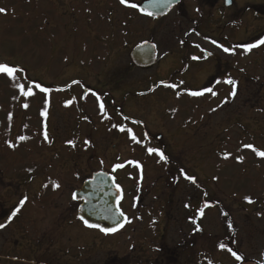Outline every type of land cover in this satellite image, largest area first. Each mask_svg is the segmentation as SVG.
<instances>
[{"label":"rangeland","instance_id":"rangeland-1","mask_svg":"<svg viewBox=\"0 0 264 264\" xmlns=\"http://www.w3.org/2000/svg\"><path fill=\"white\" fill-rule=\"evenodd\" d=\"M0 9V63L20 70L15 80L0 73V169L12 180L7 187L16 188L19 172L21 194L44 195L42 179L52 176L59 188L49 186L33 208L58 215L67 205L74 209L69 196L94 171L114 166L117 182L126 185L128 172L140 165L145 183L157 178L161 159L148 149H163L170 163H182L209 184L215 200L228 205L236 241L264 259V157L244 147L264 151V45L246 52L239 46L253 44L248 40H221L233 68L222 89L209 92L201 86L207 73L178 72L179 61L170 63L172 26L129 18L132 11L120 0H0ZM142 41L157 46L158 66L131 64L129 52ZM21 84L33 95H22ZM168 164L162 160V174ZM173 188L179 195L198 193L181 181ZM219 221L216 210L215 225ZM230 246L242 256L239 244ZM26 260L33 261L27 250L9 243L0 248V264Z\"/></svg>","mask_w":264,"mask_h":264},{"label":"flooded vegetation","instance_id":"flooded-vegetation-1","mask_svg":"<svg viewBox=\"0 0 264 264\" xmlns=\"http://www.w3.org/2000/svg\"><path fill=\"white\" fill-rule=\"evenodd\" d=\"M133 1L135 8L130 6V2L127 5L133 13L129 18L162 22L163 28L172 26L176 49L170 51V63L174 58L179 61L181 69L178 72L207 73L201 83L207 89H222V80L233 68L225 63L227 52L223 50L221 40L230 38L235 44L240 41L246 43L247 40L256 44L264 40V0H166L164 9L171 7L156 17L139 12L140 4L145 0ZM239 47L245 48V45ZM215 49L223 54H216ZM160 62L157 50L152 66L135 68L146 70ZM110 103L113 104L112 101ZM158 135L160 139L161 134ZM2 144L5 146L3 136L0 137V163H3ZM159 151L165 156L163 162L169 163L170 171L162 174L160 160L158 177L146 183V175L138 171L140 165L132 167L133 173L128 172L124 178L126 185L117 182L114 166L100 169L112 174L120 186L122 198L118 207L130 221L115 233L86 227L78 218L80 202L73 201V210L67 205L66 209L58 210V215L54 209H34L39 196L44 198L46 189L51 188L52 176L46 174L42 179L43 184L48 185L44 188V195H23L19 192V185L23 184L17 177L19 172L14 179L16 188L11 190L7 183L12 180L7 181L0 169V224L5 225L0 228V248L9 243L27 250L33 261L25 262L30 264H250L252 261L264 264L262 253H258L255 247L252 251L251 244L245 248L241 240L236 241L233 235L236 232L229 227L232 221L228 205L215 200L209 184L197 174L189 173L182 163H170L171 158L165 150ZM33 174L32 171V176H28L26 181L32 180ZM186 177H194L197 183ZM180 181L194 187L198 193L176 194L173 186ZM25 197L27 199L21 207L19 202ZM17 207L20 211L9 221ZM200 209L204 210L203 215ZM216 210L220 220L217 225ZM197 227L201 230L197 231ZM230 243L239 244L243 250L239 262H234V257L226 252V248L231 247ZM221 244L225 245L224 251H221Z\"/></svg>","mask_w":264,"mask_h":264},{"label":"water","instance_id":"water-1","mask_svg":"<svg viewBox=\"0 0 264 264\" xmlns=\"http://www.w3.org/2000/svg\"><path fill=\"white\" fill-rule=\"evenodd\" d=\"M165 3L166 0H145L140 4L139 12L144 15L152 13V15H149L152 17L162 16L171 7L169 5L167 9H164ZM127 4L128 2L124 5ZM156 55V46L147 41L136 44L129 52L130 61L139 68L152 66L155 63ZM194 181V183H197L195 178ZM73 194L77 196L75 201L80 202L78 218L83 224V221L87 220L89 224L99 225L95 228L99 230L101 228H117L120 230L122 227H119V225L125 224L126 217L120 215L121 211L118 208V203L121 200V190L115 184L111 174L104 171L93 172L90 177L84 180L81 187L72 193V197Z\"/></svg>","mask_w":264,"mask_h":264},{"label":"snow or ice","instance_id":"snow-or-ice-1","mask_svg":"<svg viewBox=\"0 0 264 264\" xmlns=\"http://www.w3.org/2000/svg\"><path fill=\"white\" fill-rule=\"evenodd\" d=\"M226 2H230V0H226ZM120 3H121L122 5H124V4L127 3V0H120ZM130 6L133 7V8L136 7L135 4H131ZM2 12H5V10H4V9H0V13H2ZM148 14H149V15H152V13H148ZM260 45H264V40H260V41H258V43H256V44H249V45L245 46V51H246V52H247V51H251V49H253V48H255V47H258V46H260ZM223 50H224L225 52L230 51L228 48H224ZM194 59H195V58H194ZM18 71H20V70L17 69V68H15V67H9V66H7L6 64L0 63V73H5V74H7V75H8L9 77H11L13 80H15V75H14V73H16V72H18ZM225 82L228 83V84H230V85H232L233 91L230 93V95H231V96H235V95H236V82L233 81V80H231V79H229V80H227V81H225ZM17 86L19 87L20 92H21L22 95H24V96H31V95H33V92H32V89H31V88H29L27 91H25V90H24V86H23L22 84H21V85H17ZM41 91H46V89H41ZM206 91L211 92L212 90H211V89H206ZM212 94L215 95L214 92H212ZM190 95H192V96H199V95H202V93H200V92H191ZM27 106H28V105H24V107H27ZM100 107H101V110H103V105H102V104H101ZM43 114H44V113H42V115H43ZM113 127H116V126L113 125ZM120 131H125V129H124L123 127H121V128H120ZM45 138H47V137H45ZM131 138H132L134 141H136L137 143L140 142V141H138V140L136 139V136H135V135H132ZM20 139H24V137H21ZM10 146H11V145H10ZM244 147H245V148H251V149L256 153V155H257L258 157H264V151H259V150L255 149L252 145H250V144H249V145H244ZM148 152H149V154H152L153 152H155L157 155L160 156V159H161V160L165 159L164 154L161 153V152H159L157 149L149 148V149H148ZM228 155H230V154H228V153L225 154V159L228 158ZM237 159H238V160H242L243 157H238ZM186 178H187V179H190V180H193V182H195V181H194V178H192V177H186ZM51 184H52V187H53L54 189H55V188H59V186H60V185H59L58 183H56L55 181H52ZM47 186H48V185H44V187H47ZM76 198H77L76 194H73V199L75 200ZM26 199H27V198L25 197L24 199H22V200L19 202V204H20L21 207L24 205ZM245 200H246L248 203H253V201L251 200L250 197H245ZM205 207H207V205H205ZM19 211H20V207H17V208L12 212L11 216H9V218H8L9 221H11L12 218L15 217L16 214H17ZM203 211H204L203 209H200V213H201V215H203ZM120 215L123 216L124 214L121 212ZM81 219H83V218L81 217ZM83 222H84V224H85L86 227H90V228H97V227H99V225L89 224L87 220H84ZM125 222H130V221H127V218H125ZM4 227H5L4 224H0V228H4ZM119 227H123V224H120ZM229 227L231 228L232 225L229 224ZM100 230H101L102 232H106V233H108V232H115V231H117L118 229H117V228H109V229L101 228ZM196 230H197V231H200L201 229H200L199 227H197ZM220 247H221V248H224L225 245L221 244ZM228 250L232 253V255L236 258V260H241V259H242V257L239 256V255H237V253H236L235 251H232V249H228Z\"/></svg>","mask_w":264,"mask_h":264},{"label":"trees","instance_id":"trees-1","mask_svg":"<svg viewBox=\"0 0 264 264\" xmlns=\"http://www.w3.org/2000/svg\"><path fill=\"white\" fill-rule=\"evenodd\" d=\"M102 98L104 97V96H101Z\"/></svg>","mask_w":264,"mask_h":264}]
</instances>
